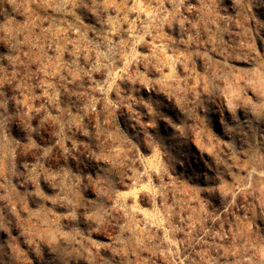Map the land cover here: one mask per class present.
I'll return each mask as SVG.
<instances>
[{
    "label": "rangeland",
    "instance_id": "374dc122",
    "mask_svg": "<svg viewBox=\"0 0 264 264\" xmlns=\"http://www.w3.org/2000/svg\"><path fill=\"white\" fill-rule=\"evenodd\" d=\"M0 264H264V0H0Z\"/></svg>",
    "mask_w": 264,
    "mask_h": 264
}]
</instances>
